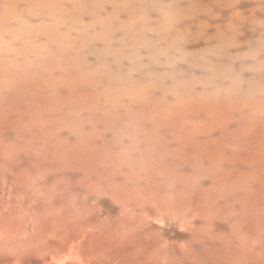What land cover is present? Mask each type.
Segmentation results:
<instances>
[{
	"label": "rangeland",
	"instance_id": "obj_1",
	"mask_svg": "<svg viewBox=\"0 0 264 264\" xmlns=\"http://www.w3.org/2000/svg\"><path fill=\"white\" fill-rule=\"evenodd\" d=\"M0 264H264V0H0Z\"/></svg>",
	"mask_w": 264,
	"mask_h": 264
}]
</instances>
